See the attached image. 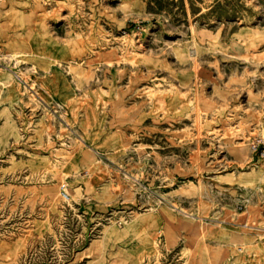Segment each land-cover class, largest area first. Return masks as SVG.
<instances>
[{
  "label": "rangeland",
  "instance_id": "1",
  "mask_svg": "<svg viewBox=\"0 0 264 264\" xmlns=\"http://www.w3.org/2000/svg\"><path fill=\"white\" fill-rule=\"evenodd\" d=\"M253 145L264 0H0V264H264Z\"/></svg>",
  "mask_w": 264,
  "mask_h": 264
},
{
  "label": "crops",
  "instance_id": "2",
  "mask_svg": "<svg viewBox=\"0 0 264 264\" xmlns=\"http://www.w3.org/2000/svg\"><path fill=\"white\" fill-rule=\"evenodd\" d=\"M52 85H54V87L52 89V93L51 94H54V96L57 99H60L59 96L63 93V91H62L63 89L65 91L66 97L69 95V93H68V91H67V89H66V87H65V85L63 84L62 81H60V80H58L56 78H53Z\"/></svg>",
  "mask_w": 264,
  "mask_h": 264
},
{
  "label": "built area",
  "instance_id": "3",
  "mask_svg": "<svg viewBox=\"0 0 264 264\" xmlns=\"http://www.w3.org/2000/svg\"><path fill=\"white\" fill-rule=\"evenodd\" d=\"M252 150L254 153H256L259 157L264 158V149H260L259 145H253ZM61 197L63 199H68V195L65 191H62Z\"/></svg>",
  "mask_w": 264,
  "mask_h": 264
},
{
  "label": "bare ground",
  "instance_id": "4",
  "mask_svg": "<svg viewBox=\"0 0 264 264\" xmlns=\"http://www.w3.org/2000/svg\"><path fill=\"white\" fill-rule=\"evenodd\" d=\"M10 93H12V92H10ZM12 94H14V93H12Z\"/></svg>",
  "mask_w": 264,
  "mask_h": 264
}]
</instances>
